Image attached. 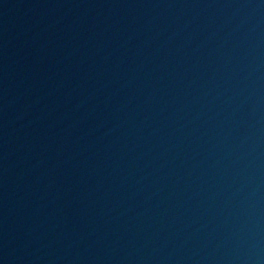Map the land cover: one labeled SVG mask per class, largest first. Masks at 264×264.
Here are the masks:
<instances>
[{
    "label": "water",
    "instance_id": "water-1",
    "mask_svg": "<svg viewBox=\"0 0 264 264\" xmlns=\"http://www.w3.org/2000/svg\"><path fill=\"white\" fill-rule=\"evenodd\" d=\"M0 264H264V0H0Z\"/></svg>",
    "mask_w": 264,
    "mask_h": 264
}]
</instances>
